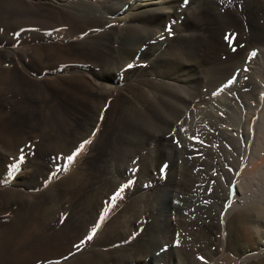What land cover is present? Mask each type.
Here are the masks:
<instances>
[{
  "label": "bare ground",
  "instance_id": "bare-ground-1",
  "mask_svg": "<svg viewBox=\"0 0 264 264\" xmlns=\"http://www.w3.org/2000/svg\"><path fill=\"white\" fill-rule=\"evenodd\" d=\"M13 2L27 7L30 49L77 50L31 62L0 38V119L35 103L52 118L51 88L65 83L86 107L64 112L29 183L6 170L0 140V254L90 218L83 243L38 264H264V0ZM86 169L89 206L68 192Z\"/></svg>",
  "mask_w": 264,
  "mask_h": 264
},
{
  "label": "rangeland",
  "instance_id": "rangeland-1",
  "mask_svg": "<svg viewBox=\"0 0 264 264\" xmlns=\"http://www.w3.org/2000/svg\"><path fill=\"white\" fill-rule=\"evenodd\" d=\"M13 1L14 0H0V38L1 39H3L4 41L6 40L10 43V42H15L14 38H17L19 42L18 45L21 48L20 52L24 54L26 51L25 55H28L27 57H30L31 62L35 61V59L36 61L38 60L40 62H43L46 60L47 57L50 58L56 57L59 59L64 57L65 59L66 57L71 58V56L74 55V52L77 49L76 47L70 44H66V45L55 44L48 47L47 45L46 46L42 45L43 42H40L41 45L37 46L36 48L34 47L35 49H30L28 44L35 35L33 34L32 31H29L27 26H23L24 24H27L28 21L27 15H25L27 13L26 11L27 7L25 6V8L23 7L22 9L18 7ZM44 10L45 9L38 8L37 12L40 13L43 11L42 12L43 14H45L46 12H47L46 14L49 13L48 15L50 16V20H53L55 18L54 16L56 15ZM19 13H21L23 17ZM16 15L18 16L16 17ZM75 24L76 23L73 22V26H75ZM18 25L19 26L22 25L23 28L19 29L20 27ZM7 26H10L9 30ZM4 30L7 32L5 33ZM3 53H4L3 50L0 49V57H1L0 62L3 58ZM47 53L49 55H47ZM12 62L6 61L3 65L4 67H6V69L8 68L9 70L10 69L12 70L13 67ZM65 84L73 89L72 90L73 93L72 91H70L71 92L70 93L65 91V89H61L60 86L51 88L50 100L51 101L53 100V102L57 103L56 106L59 109V110L56 109L58 110L55 114L57 116L53 115L52 117L53 119L52 118L50 119L47 118L43 120L40 119L36 103L34 104V106L25 105L22 108L17 107L16 110L11 112L10 114L4 115L0 119V140H2L1 145L7 151V153H4L3 155L5 159L4 161H5L6 170L7 171L15 170V169H21L23 171L26 170L25 171L26 177H24V179L27 183L31 181L33 174L36 175L41 174L44 171V168L46 167V164L51 156L49 152L48 141L49 139L54 137L56 130H60L62 132V129L64 128V124L67 121V119L64 117V112L66 113V115L69 114V116H71L73 113H77V114L81 113L86 107L85 105L86 101H84L83 98L78 96L77 94V92L81 93L82 91L76 88L72 84H68V83ZM23 93H18L16 92V90L12 91V94L15 97L27 96L26 94ZM28 98L29 97H26L25 100L28 101L29 100ZM116 106H117L116 103L113 102V105H110L108 107L109 119L115 114L114 112H116ZM37 120H39L40 122ZM102 143L103 142L99 144V147H102L104 145V144L102 145ZM21 157H23V159H21ZM92 172L93 171L87 169L82 170L81 173L77 175L76 180H74V182L68 186V192L80 191L82 193L81 203L84 205L86 203V205L88 204V206L90 205L89 203L91 202V198H92V194H91L92 191L90 190L96 181L95 180L96 174ZM83 195L85 196L87 195V198ZM8 201H9V197L7 195L0 194V209L6 206ZM64 207H67V210L71 212L74 211L77 212L78 209V206L77 208L73 209L74 206L69 198L65 202ZM10 218L11 220H13L14 217L12 214L9 215V219ZM0 220L6 221L8 219L0 216ZM89 226H90V218H85V220H82L81 223L76 227L66 223V225L52 227L44 235L39 236V234H34L33 235L34 238L28 241V243L25 242L22 245L15 247V250L13 247L0 254V264H38L44 259L58 257L60 254H61L60 256H62L67 251L74 248V246L76 247L86 240V237L88 236L90 229ZM77 263L95 264L94 259H92L91 257H82V260H79V262Z\"/></svg>",
  "mask_w": 264,
  "mask_h": 264
},
{
  "label": "snow or ice",
  "instance_id": "snow-or-ice-1",
  "mask_svg": "<svg viewBox=\"0 0 264 264\" xmlns=\"http://www.w3.org/2000/svg\"><path fill=\"white\" fill-rule=\"evenodd\" d=\"M227 38V37H226ZM233 51H235V49H233ZM254 55V53H253ZM233 81H229V85L232 83ZM228 85H226L225 87H227ZM81 148L83 147V144L80 146ZM21 159H23V157H21ZM89 239H91V237H89Z\"/></svg>",
  "mask_w": 264,
  "mask_h": 264
}]
</instances>
